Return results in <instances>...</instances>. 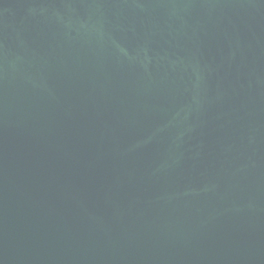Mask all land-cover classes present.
Returning a JSON list of instances; mask_svg holds the SVG:
<instances>
[{"label":"water","instance_id":"obj_1","mask_svg":"<svg viewBox=\"0 0 264 264\" xmlns=\"http://www.w3.org/2000/svg\"><path fill=\"white\" fill-rule=\"evenodd\" d=\"M0 264H264V0H0Z\"/></svg>","mask_w":264,"mask_h":264}]
</instances>
